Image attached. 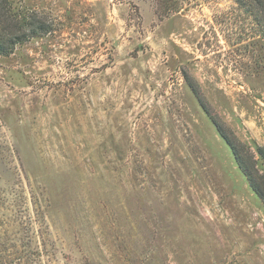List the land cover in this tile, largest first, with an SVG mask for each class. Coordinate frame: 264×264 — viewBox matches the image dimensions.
Wrapping results in <instances>:
<instances>
[{"label": "rangeland", "instance_id": "1", "mask_svg": "<svg viewBox=\"0 0 264 264\" xmlns=\"http://www.w3.org/2000/svg\"><path fill=\"white\" fill-rule=\"evenodd\" d=\"M0 264H264V0H5ZM191 86L195 89L192 92Z\"/></svg>", "mask_w": 264, "mask_h": 264}, {"label": "trees", "instance_id": "2", "mask_svg": "<svg viewBox=\"0 0 264 264\" xmlns=\"http://www.w3.org/2000/svg\"><path fill=\"white\" fill-rule=\"evenodd\" d=\"M35 16L14 18L5 5V0H0V54H10L16 45L22 44L34 37L49 32L48 25L35 19ZM192 92L195 89L191 86ZM218 134L229 147L235 163L245 177L251 190L257 195L264 206V170L257 168L254 154L249 147L239 141L237 137L226 129L221 121L210 117ZM256 153L264 161V147H256Z\"/></svg>", "mask_w": 264, "mask_h": 264}]
</instances>
